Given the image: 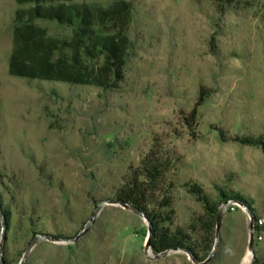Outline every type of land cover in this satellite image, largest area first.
I'll use <instances>...</instances> for the list:
<instances>
[{"label":"rangeland","instance_id":"374dc122","mask_svg":"<svg viewBox=\"0 0 264 264\" xmlns=\"http://www.w3.org/2000/svg\"><path fill=\"white\" fill-rule=\"evenodd\" d=\"M126 1L125 75L104 89L11 76L15 15L32 4L0 0V264H264V228L248 256L250 216L264 220V0ZM155 139L179 157L166 227L190 235L196 258L155 254L149 223L109 203ZM190 184L218 205L219 232Z\"/></svg>","mask_w":264,"mask_h":264},{"label":"trees","instance_id":"16d2710c","mask_svg":"<svg viewBox=\"0 0 264 264\" xmlns=\"http://www.w3.org/2000/svg\"><path fill=\"white\" fill-rule=\"evenodd\" d=\"M32 6L15 15L13 50L9 74L23 79L54 81L72 85L113 88L124 79L130 39L128 28L132 4L117 0L108 8H94L85 0H18ZM221 6L232 0H218ZM37 20L56 21L74 28L69 41L48 36ZM68 50L67 56L64 52ZM90 62H93L91 64ZM208 97L202 91L198 102L186 118L188 126L197 121L199 109ZM179 162L177 153L164 148L156 139L142 157L138 167L131 168L124 184L116 191L115 201L144 214L151 226L150 247L155 254L183 250L197 257L190 235L183 229L172 231L173 183L167 180ZM188 190L207 209L212 219L218 218V205L211 204L197 184ZM225 196L223 200H227ZM261 228H264L262 226ZM257 260L255 263L257 264Z\"/></svg>","mask_w":264,"mask_h":264},{"label":"water","instance_id":"95a60500","mask_svg":"<svg viewBox=\"0 0 264 264\" xmlns=\"http://www.w3.org/2000/svg\"><path fill=\"white\" fill-rule=\"evenodd\" d=\"M109 203L110 204L121 205L124 208L129 209V210L133 211L134 213L138 214L139 216L143 217L149 223L150 236H149V239H148V242H147V248L150 247L149 243H150V239H151L152 233H151V226H150V222H149L148 218L144 214H142L141 212L137 211L136 209L132 208L129 205L121 204V203H118L116 201H111ZM220 224H221V215L218 214V218H217V232H219V230H220ZM254 244H255V237H254V231H253V223L251 222L250 223L249 250H251V252H252V260H254V257H255L254 256V252H253L254 251ZM179 251H183V250L179 249ZM166 253H168V252H166ZM166 253H164V254H166ZM1 259H2L3 264H8L6 259H5V257L3 255H2ZM194 261L197 262L195 259H194ZM208 262H209V260L204 262V263H201V264H207ZM252 264H253V261H252Z\"/></svg>","mask_w":264,"mask_h":264},{"label":"built area","instance_id":"2783aa9c","mask_svg":"<svg viewBox=\"0 0 264 264\" xmlns=\"http://www.w3.org/2000/svg\"><path fill=\"white\" fill-rule=\"evenodd\" d=\"M249 222L253 223V231H254L255 240L257 242L262 240V237H260V235L258 234V231L261 229L262 226H264V220L262 218L250 216Z\"/></svg>","mask_w":264,"mask_h":264},{"label":"bare ground","instance_id":"6f19581e","mask_svg":"<svg viewBox=\"0 0 264 264\" xmlns=\"http://www.w3.org/2000/svg\"><path fill=\"white\" fill-rule=\"evenodd\" d=\"M249 251H251V250H249ZM248 256L251 257L252 256V252H249Z\"/></svg>","mask_w":264,"mask_h":264}]
</instances>
